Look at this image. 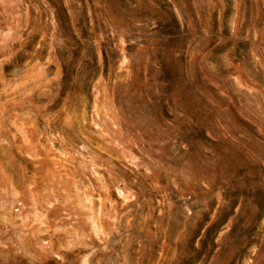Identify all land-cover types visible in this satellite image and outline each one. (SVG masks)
<instances>
[{
  "label": "rangeland",
  "instance_id": "1",
  "mask_svg": "<svg viewBox=\"0 0 264 264\" xmlns=\"http://www.w3.org/2000/svg\"><path fill=\"white\" fill-rule=\"evenodd\" d=\"M0 264H264V0H0Z\"/></svg>",
  "mask_w": 264,
  "mask_h": 264
}]
</instances>
